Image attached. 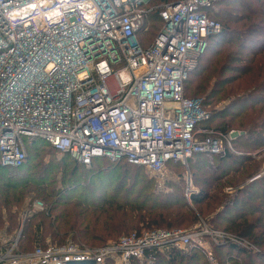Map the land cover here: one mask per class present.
Wrapping results in <instances>:
<instances>
[{"label":"built area","instance_id":"built-area-1","mask_svg":"<svg viewBox=\"0 0 264 264\" xmlns=\"http://www.w3.org/2000/svg\"><path fill=\"white\" fill-rule=\"evenodd\" d=\"M213 1L0 0L1 164L24 163L26 137L41 138L84 165L95 158L127 159L162 179L170 162L188 167L195 154L234 150L240 132L200 136L196 126L209 113L200 99L185 95L208 38L222 30L207 11ZM151 11H158L162 26L144 46ZM46 210L36 200L24 220ZM201 221L189 229L125 234L97 247L68 240L22 251L19 233L1 241L0 264H132L148 250L169 254L193 247L217 264L205 237L258 250Z\"/></svg>","mask_w":264,"mask_h":264},{"label":"trees","instance_id":"trees-1","mask_svg":"<svg viewBox=\"0 0 264 264\" xmlns=\"http://www.w3.org/2000/svg\"><path fill=\"white\" fill-rule=\"evenodd\" d=\"M207 11L222 30L208 38L185 95L200 99L209 113L196 126L200 136L234 129L240 134L233 140L234 150L195 154L188 167L168 163L169 168L188 169L191 202L184 179L158 192L144 166L108 158L84 165L69 154L61 156L41 138L26 137L28 157L22 165L5 167L0 161V243L2 235L14 240L21 230L22 251L45 245L48 238L102 246L122 234L189 229L203 219L212 229L236 234L258 248L213 243L217 264H264L263 160L252 155L264 149V0H214ZM161 26L158 11L149 12L144 46L151 45ZM35 199H42L47 210L30 212L22 227L20 212L30 211ZM132 264L211 262L203 249L193 247L169 254L148 250Z\"/></svg>","mask_w":264,"mask_h":264},{"label":"rangeland","instance_id":"rangeland-1","mask_svg":"<svg viewBox=\"0 0 264 264\" xmlns=\"http://www.w3.org/2000/svg\"><path fill=\"white\" fill-rule=\"evenodd\" d=\"M222 22V21H221ZM223 23V22H222ZM235 130V129H234ZM239 129H237V130H235V131H237V132H240V131H238ZM211 133H213V132H211ZM28 153V152H27ZM61 156H62V154H60ZM252 155L253 156H255V157H257L258 158V160H263V162H262V166H261V170H262V174H264V149H262V150H259V151H256V152H253L252 153ZM168 173H167V175L162 179V178H156V177H154L150 172H148V171H146L148 174H149V176H150V178H152L153 179V181H154V188H155V190L156 191H158V192H165V191H168V190H170L171 189V187L169 186V183H176V182H180L182 179H184L185 180V182H186V188H185V192H186V196L188 197V199H189V201L191 202V200H190V195H188V191H187V189H188V186H189V180H188V177H189V172H187V170L188 169H185V168H181V167H177V168H169L168 167ZM143 172H145V171H142V173ZM180 174H182V175H180ZM191 189L193 190V186L191 185ZM232 191H234V189L232 190ZM36 200H39V201H42L44 204H45V206H46V203L42 200V199H35L33 202H32V204L36 201ZM32 206V205H31ZM27 211H25V210H22L21 212H20V221H21V224H22V227L24 226V223H25V221L26 220H24V214L26 213ZM39 212H42V211H39ZM203 220V219H202ZM205 221V220H204ZM200 223H202V221H200V222H198L196 225H199ZM205 224L206 225H208V223L205 221ZM195 226V225H194ZM183 229H188L187 227L185 228V227H182ZM191 228V227H190ZM145 231V230H144ZM20 233V235H21V230L17 233V234H19ZM125 235V234H124ZM10 236V235H9ZM9 236H7V235H2V237H3V240L4 239H9V238H7V237H9ZM122 236H123V234H122ZM205 239L207 240V241H209L208 242V244L210 245V246H213V242H211L210 241V238L208 237H205ZM68 240H72V239H68ZM68 240H66V241H68ZM65 241V242H66ZM72 241H74V242H78L77 240H72ZM46 244L47 243H57L58 241H53V240H51V239H46V241H44ZM110 242V241H109ZM79 243H81V242H79ZM36 244V243H35ZM252 244V243H251ZM89 246V245H88ZM255 246V245H254ZM90 247H97V246H90ZM256 247V246H255ZM251 248V247H250ZM258 249V248H257ZM205 251V250H204ZM206 252V251H205ZM212 252H213V249H212ZM207 253V252H206ZM208 255V254H207ZM214 256V255H213ZM210 259V258H209ZM210 262H211V260H210ZM211 264H212V262H211Z\"/></svg>","mask_w":264,"mask_h":264}]
</instances>
